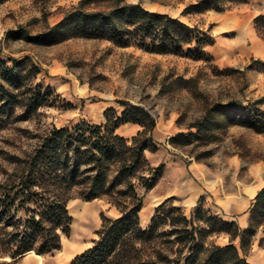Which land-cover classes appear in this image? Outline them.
<instances>
[{"label": "trees", "instance_id": "1", "mask_svg": "<svg viewBox=\"0 0 264 264\" xmlns=\"http://www.w3.org/2000/svg\"><path fill=\"white\" fill-rule=\"evenodd\" d=\"M9 0H0V5ZM250 0H198L183 15L207 11L222 13L233 4ZM61 20L31 34L25 27L9 30L5 39L36 45H56L72 38L100 40L122 48L135 47L147 53L181 56L196 61L212 60L206 48L214 45L208 32L184 24L179 18L150 12L125 0H80L61 12ZM46 23V18L43 19ZM258 32L264 17L253 18ZM186 47V48H184ZM1 52V50H0ZM38 74L26 58L0 57V131L10 122L27 121L55 100L34 83ZM122 110L107 108L104 123L80 122L72 127L51 125L36 136L30 152L13 157L14 168L0 180V264H18L29 254L44 256L58 251L62 237L71 231L67 210L71 199L84 202L104 199L115 218L101 214L99 229L91 246L70 264H250L246 255L264 220V187L254 196L249 222L241 229L204 209L201 201L189 216L170 200L154 211L146 228L140 225L142 197L163 175V165L152 167L146 152H155L152 138L156 121L143 107L116 101ZM239 102L213 103L202 115L168 139L173 148L198 141L206 147L220 139L219 131L239 125L264 133V112L249 120L224 116L222 108ZM17 110L22 114L15 117ZM126 124L140 130L125 138L117 130ZM207 152L195 156L198 161ZM228 236L218 245L213 238ZM237 242V246L234 242Z\"/></svg>", "mask_w": 264, "mask_h": 264}, {"label": "rangeland", "instance_id": "2", "mask_svg": "<svg viewBox=\"0 0 264 264\" xmlns=\"http://www.w3.org/2000/svg\"><path fill=\"white\" fill-rule=\"evenodd\" d=\"M79 1L9 0L0 5V57L3 60L7 57L19 60L26 57L38 71L34 83L55 97L29 120L13 119L0 131V180L5 178V171L10 172L14 168L12 158L23 157L30 152L36 136L49 126L72 127L80 122L100 125L104 123L103 113L107 108L119 113L122 108L116 101H126L143 107L154 117L156 126L152 138L157 149L146 152L145 156L152 167L163 165V175L154 190L143 192L141 188L137 189L143 203L139 213L142 228L149 225L154 211L165 200H170L186 216L194 211L199 200L211 214L217 212L216 203L206 195L199 198L196 205L187 206L185 187L181 186L184 180L172 182L167 174L169 169L165 171L166 165L180 164L182 174L186 176L190 174L187 167L193 163L200 164L209 170L211 179L223 178L228 186L231 179L249 186L258 183L256 181H264V133L258 134L234 125L219 131L220 139L206 147L195 140L186 147L173 148L168 144V139L176 133H187V126L199 119L204 107L210 104L239 102L241 106L232 104L222 108L224 116L236 121L249 120L256 110L264 112V84H249L245 71L217 64L215 44L206 48L212 58L208 62L184 56L152 54L135 47L122 48L107 41L83 38H72L56 45L5 39L6 32L19 26L25 27L31 34L42 32L47 25L58 23L62 18L61 12ZM196 1L125 0L129 4H139L150 12L177 17L190 27L208 32L214 43L221 44L219 48L222 52L225 51L224 43L234 42L238 37L236 30L225 26V17L241 10L254 13L260 5L257 0H250L247 4H233L220 14L207 11L183 15L182 11ZM258 34L264 38V29L261 28ZM16 113L13 118L22 114L20 110ZM139 130L134 125L122 127L117 133L131 138ZM204 152L208 155L196 161L195 156ZM229 157L235 158L236 166L226 164ZM255 165L258 166L256 172L252 169ZM167 186L172 189V194L160 197L159 193ZM253 199L249 200V215ZM67 210L73 218L70 235L62 237L58 251L45 255L47 264H54L58 252H63L67 245L78 248L70 261L89 248L96 238L101 214L112 218L118 216V212L109 207L104 199L91 202L71 199ZM262 224L252 243L256 250L264 248V220ZM226 237L229 238L220 235L213 239L216 244L225 245L228 241ZM234 244L237 246L236 241ZM64 253H67L66 250ZM26 257L18 264H23ZM246 258L249 263L261 264L252 247Z\"/></svg>", "mask_w": 264, "mask_h": 264}, {"label": "crops", "instance_id": "3", "mask_svg": "<svg viewBox=\"0 0 264 264\" xmlns=\"http://www.w3.org/2000/svg\"><path fill=\"white\" fill-rule=\"evenodd\" d=\"M259 6L254 13L250 10H241L235 14H230L225 17V26L228 29L237 31V39L234 42L224 43V50L221 51L220 43L215 42V62L224 67H238L245 71L249 78V84H264V38L260 37L253 26V18L257 15L264 17V0H257ZM134 126L126 124L121 126ZM119 128V129H120ZM118 129V130H119ZM117 130V131H118ZM155 129L152 132L154 133ZM229 166H236L237 161L233 157L226 160ZM190 174L184 176L180 164L175 163L171 166L165 167L167 172L169 169V179L172 182H179L184 180L182 187H185V204L189 207L196 205L197 200L206 195L210 200H213L215 205V215L226 221H234L237 225L244 229L249 222V200L252 199L257 192L264 187V181H256L255 185H247L241 181L231 179L228 186L223 178L211 179L209 170L204 166L193 163L192 166L187 167ZM258 166H253L252 169L256 172ZM178 171H181L180 176ZM192 176V177H191ZM262 182V183H261ZM153 188L152 190H154ZM172 194V189L167 186L159 193L162 198ZM109 205V204H108ZM109 207H111L109 205ZM228 240V238L226 237ZM229 241V240H228ZM228 241L226 243H228ZM66 250L67 253H64ZM78 248L65 246L63 252H58V258L54 260V264H70V259ZM253 252L260 259L261 264H264V248L257 249L252 246ZM23 264H47V258L44 256L37 257L30 254L26 257ZM252 264V263H250Z\"/></svg>", "mask_w": 264, "mask_h": 264}]
</instances>
